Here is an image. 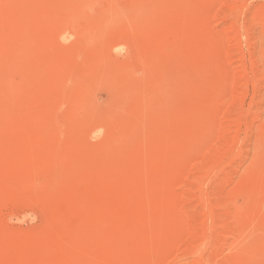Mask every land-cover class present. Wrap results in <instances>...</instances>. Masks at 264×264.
I'll return each mask as SVG.
<instances>
[{
    "label": "rangeland",
    "instance_id": "obj_1",
    "mask_svg": "<svg viewBox=\"0 0 264 264\" xmlns=\"http://www.w3.org/2000/svg\"><path fill=\"white\" fill-rule=\"evenodd\" d=\"M0 264H264V0H0Z\"/></svg>",
    "mask_w": 264,
    "mask_h": 264
}]
</instances>
